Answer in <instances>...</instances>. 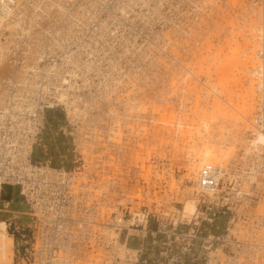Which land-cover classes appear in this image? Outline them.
Listing matches in <instances>:
<instances>
[{"label": "built area", "instance_id": "1", "mask_svg": "<svg viewBox=\"0 0 264 264\" xmlns=\"http://www.w3.org/2000/svg\"><path fill=\"white\" fill-rule=\"evenodd\" d=\"M117 1L127 0H58L38 16L31 5L14 16L23 19L11 25L17 33H0V43L9 44L0 47V193L17 187L30 218L22 233L8 223L17 242L12 264H264V207L256 204L264 201V160L259 164L254 157L253 168L244 169L251 178L227 181L214 166L203 165L196 175L198 205L191 222L184 220L183 209L157 200L151 187L170 178L172 164L199 160L202 94L218 96L223 90L215 93L207 69L218 67L213 83L233 84L231 74L230 80L219 77V60L208 61L206 49L225 44L227 37L238 40L244 56L255 61L243 72L263 67L264 0H138L114 9ZM102 3L94 17L93 8ZM25 21L31 24L24 26ZM100 26L122 62L113 67L102 56L98 64L89 63L99 70L85 71V81L69 70L84 69L93 58L90 45L82 47L81 41ZM120 35L135 48L123 50ZM41 47L47 54L36 61L30 51ZM72 53L77 61L65 62ZM12 69H20L18 77L11 76ZM99 80L104 91L95 87ZM256 89L255 123L264 112L259 80ZM62 90L68 99L60 96ZM183 106L191 109L188 118ZM57 109L65 115L61 129L72 137L70 168L34 157L47 116ZM174 117L184 124H173ZM241 180L250 183L249 190L235 193L230 185ZM219 208L229 215L224 232L202 235L201 222L214 220L203 217L204 211Z\"/></svg>", "mask_w": 264, "mask_h": 264}, {"label": "rangeland", "instance_id": "2", "mask_svg": "<svg viewBox=\"0 0 264 264\" xmlns=\"http://www.w3.org/2000/svg\"><path fill=\"white\" fill-rule=\"evenodd\" d=\"M239 32V30H235L234 33ZM227 35V34H225ZM223 40L224 39H220ZM231 38H226L225 44H223L222 41L218 42L216 44V47H208L206 50L207 54V60L213 61L216 59H219V52L221 49L224 50L225 53H227V56L231 55L232 53L234 56H236L240 61L235 62L233 66L229 67L226 66L224 72L231 74L233 76V84L231 86L225 87L222 86L219 88V81L217 83H213L212 78L217 77V74L212 75H206L205 77L209 80V84L212 85L211 87L213 89H216V94H218L217 89L223 90L220 92L218 96H214L212 94H204V97L202 98V104L204 106L200 107V112L202 113V117L200 118H206L209 122L208 125L204 124V119L201 120L202 122V131L201 134V141L203 142V148H201L199 151L198 147H194L193 150L197 151V157L199 160L190 162L188 164H172V171L170 178L160 181H156L155 183H152L151 187L156 188L153 194L155 198L158 200H165V202L170 203L171 209L179 208L183 209V200L186 198L187 191H190L192 194V197L195 199L197 196L195 195V189L196 183L191 176L193 174H190V169L192 166L193 168L200 167L201 164H203V161L205 159H209L212 156L205 153L204 147L209 145L213 149H215L218 154L222 152H227V158H223L222 161H216L213 164H224L228 167L238 166L240 167H246L253 168V158L258 157L257 151L251 152L248 156V160H246V153L247 149L251 146V143H259L261 141L259 136V131H256L254 128L256 126L255 124V115L258 110V93L256 89V80L250 72L247 70L245 73L242 71L243 68H246L249 63L253 64V61L250 62L248 58L245 55L244 49L245 47L240 44L238 40L231 41ZM226 44H228V47H225ZM236 47V48H234ZM236 49V51L234 50ZM238 52V53H237ZM230 53V54H229ZM243 53V55H242ZM246 57V58H245ZM244 60V61H242ZM241 62H243L242 69L240 67ZM225 65V62H223ZM255 64V63H254ZM239 70L241 72L239 73ZM224 72L222 73L224 76ZM225 73V74H226ZM219 77H221V75ZM255 80V81H254ZM253 82V83H252ZM253 85H252V84ZM253 87V88H252ZM249 88H252L254 91L253 98L252 94L247 96L248 105H251V109L247 112L239 111L237 112L234 108L229 106V101L232 100V104L234 106H242V101H238L237 98L240 99V97L243 94H247V91ZM202 91V90H201ZM231 91L234 94L231 96ZM235 91V92H234ZM204 92V91H203ZM241 94V95H240ZM200 98V97H199ZM218 100V101H217ZM223 100V102H222ZM198 99L196 100V103ZM217 101V104L221 106V109H216L218 106L215 105ZM219 102V103H218ZM222 102V103H221ZM219 106V107H220ZM216 107V108H215ZM218 107V108H219ZM203 110V111H202ZM200 113V115H201ZM65 122V115L61 110H51L48 114L47 121L45 124V128L43 133L41 134V141L35 148L34 151V157L37 159H51L52 163L54 165H60L64 166L65 168H70L73 166V162L71 160V143H72V137H70V134H65L63 130L61 129V126ZM43 144L46 145V148L43 147ZM264 149V148H263ZM191 150V149H190ZM204 150V151H203ZM206 154V155H205ZM264 156V154H262ZM241 158V160H240ZM204 159V160H203ZM248 162V163H247ZM205 163V162H204ZM180 170V173L177 172V169ZM183 169H186V173H183ZM232 170V169H231ZM239 170H236L234 172H238ZM190 174V176H189ZM172 177L174 178V181L172 180ZM237 178V177H235ZM171 181H173V184ZM237 185V186H236ZM248 185V187H247ZM250 183L248 181H240L239 184H236L235 181L231 183L230 189L234 190L236 193V190H242L241 191H248L249 190ZM173 187V189H171ZM247 187V188H246ZM158 190V191H157ZM160 190V191H159ZM184 196L182 197V195ZM157 196V197H156ZM238 200L234 199L233 202L236 203ZM230 203V202H229ZM256 203V202H255ZM258 204V209H261L264 207V201L256 203ZM5 205L6 208L4 207ZM225 209L219 208L204 211L203 217L208 218H214L213 221L210 222V220H203L200 225V229L205 233L212 232L214 234H221L224 232L227 222L229 219L228 213H223ZM213 212H215V215H213ZM184 216V220L186 222H191V219L193 218V214L190 218L186 217L184 213H182ZM7 220V227L8 223L11 222V230L17 227L16 229L19 230L20 233L23 232L22 228L26 227L27 224L30 221L29 215L27 214V206L20 195V192L17 187L13 186H7L4 188L0 193V220ZM189 219V220H188ZM192 223L189 225H183L182 228L184 230H187V228L191 227ZM10 234H12V231H9ZM19 233H15V238L19 237ZM14 247H17V242H14ZM15 251V250H14ZM16 253V251H15ZM14 253V254H15Z\"/></svg>", "mask_w": 264, "mask_h": 264}, {"label": "bare ground", "instance_id": "3", "mask_svg": "<svg viewBox=\"0 0 264 264\" xmlns=\"http://www.w3.org/2000/svg\"><path fill=\"white\" fill-rule=\"evenodd\" d=\"M11 1H12V3L10 2V0H0V29H1L0 30V33L4 29H5L4 32H7V29H8L11 34L17 33V29H14L13 26H11V25H16V24L19 25L22 22L23 19L19 20L18 18H14V16L17 13H20V10L19 9H22V11H23L26 7H30L31 5H34L35 6L34 15L38 16V14H40L41 12L48 11L50 7H52V6L56 5V4L59 5L58 0H34L35 2H31L30 0H11ZM127 1H128L129 4H131V2H137L138 0H127ZM127 1H124V2H127ZM124 2L123 1L122 2H118L117 1V3H114L113 4V8L114 9H117L119 7H124L125 6ZM39 4H42L43 5V7L40 8V11L37 10L38 7H39ZM142 4H144V3L142 2ZM102 5H103V3L100 4V5H97L96 8L95 7L93 8V12L92 13L95 12L94 13V17H96L98 15V8H102ZM61 9L64 10V8H61ZM122 14H123L124 17H127L128 11L122 9ZM60 16H62V15L59 14L58 18ZM6 17L11 18L10 21H7L6 22L5 21V18ZM118 20L122 24V29L123 28L125 29L126 27H125L122 19H120V17H118ZM153 21H154V18L151 20V23ZM4 23H5V25H4ZM26 24H29L30 25L31 22L30 21H25V23L23 25L25 26ZM3 25H4V27H2ZM104 28L105 27H103V26L94 28L91 32H89V34L87 36V39H86V42L83 43V40L81 41L82 44H83L82 47H87L88 45H90L88 47V49H89L88 51H89V53H93L94 56H93V58L89 59V61L84 62V64H85L84 69L80 68L79 65H76L75 67H73L72 69H70L69 71L72 72V75L73 76L78 77V76L83 75V77H84V79L86 81L89 78V76L87 74H83L85 71L88 72V71L91 70V71L97 72L99 70V66H94V65L93 66H90L89 63H91V64H98L99 61H103L104 60L102 58V56L104 58H106V60H111L113 62V64H112L113 67H115L117 61H118V63L122 62V57L120 56V53H119L118 49L116 47H113V45H114L113 42L114 41L112 40V38H108L103 33V29ZM149 36H150V34H148V37ZM76 37H77L78 40L81 39V38L78 37V35H76ZM205 37H207V35H205ZM117 38H121L122 43H123V45H122L123 46V50H126V49H128L129 47L132 46L131 44H129V42L127 40V36L120 35V37H117ZM101 40L107 41L108 45H106V46H99L97 43L100 42ZM7 44H8V42H6L4 40V41H2L0 43V47H2V49H5L9 45V44L8 45ZM59 45H60V43H59ZM41 48H42L41 51H39L38 49H35L34 51H32V50L30 51V55H32V57L34 59H36V61H39V59H41L42 57H44V55L47 54V51L44 50L43 47H41ZM131 48L134 49L135 47H131ZM234 48H236V47H234ZM236 49L235 50L233 49V50L236 51ZM224 50H226V49L223 48L219 52V56H220L219 59H218L219 60V70H220L219 75L222 74L224 72V70H226L225 69L226 66L231 67V66H233V64L235 62H237V61L239 62L240 61L238 59L239 57L237 58L236 56H234L233 52H231L232 53V57H231V55L230 56L229 55L227 56V53H225ZM221 56H223V57L221 58ZM70 60L71 61L73 60L74 62L77 61L73 57V53L70 54V57H69V54L66 55L65 62L70 61ZM36 61H34V62L32 61V62H29V63L36 64L37 63ZM242 61H244V60H242ZM223 62H225V65L223 64ZM254 63H255V61L253 60V64L252 65H254ZM3 65L4 64L0 63V71H1ZM242 66H244L243 65V62H241V64H240L241 69H242ZM215 68H216V70H215ZM215 68L214 69L208 68L207 69V75H212V74H217L218 75V67L215 66ZM51 71H52V69H50V68L47 69V72L50 73ZM240 72H241V70H239V73ZM19 73H20V69H12L11 76L18 77L19 76ZM98 73L95 74V76L98 77ZM225 73L226 72H224L225 77H227V79L230 80V78H228V75L229 74L228 73L225 74ZM28 74H29L28 65H26V67H25V75H28ZM250 74L252 75V77H254L255 80H259V83L261 81V83L263 84V90L262 91H263V96H264V65H263V67L260 68L259 71L258 70H253V71H251ZM222 76H223V74L221 75V77ZM219 86H220L219 88H221L222 86H225V87H228L229 88L231 85H230L229 82L226 83V82L219 81ZM95 87H96V89H98L100 91H104L105 90V83H103L101 80H99V81L96 82ZM252 88H249L248 91H247V94H243L240 97V99L237 98L238 101H240V100L242 101V103H243L242 106H240V107L238 105L237 106H234L232 104V100L229 101V106H231L232 108H234L237 112L243 111L245 113V112L249 111V109H251L252 107H251V105L250 106H246V105L249 104L248 103V100L249 99H247V96L249 95V91H250V95L252 93L254 94V91H253ZM200 92L203 93V91H200ZM232 92L233 91H231V96L234 95ZM59 94H60V96L62 98H67L68 99V95H69L68 92L62 90ZM253 94H252V98H253ZM194 95H196V93L193 92L190 96L192 97ZM197 95L198 96H201L199 94H197ZM202 95H204V94H202ZM248 97H250V96H248ZM56 101L58 103H63V101L61 100L60 97H58ZM66 101L67 100H65L64 103H66ZM217 101L215 103L216 106H218ZM194 102H195L194 99H191L190 100V103L191 104H194ZM222 102H223V100H222ZM246 103H248V104H246ZM51 105H54V104L51 103ZM219 106H220V104H219ZM221 106L219 108L218 107L217 108L215 107V108L220 110L221 109ZM186 110L188 112V114H187L186 117L188 118L190 116L189 113H190V110L191 109L188 108V106H183V112L186 111ZM261 112H262V110L260 109L259 113H261ZM201 120L204 121V124L203 125H208L209 124V122H208V120L206 118H201ZM176 121H178V120H176V117H174L173 120H172V123L173 124H176V123L178 125H183L184 124L183 122H181L179 124ZM142 124L145 125L146 124V121H143ZM255 124H256V126H255L254 129L256 131H259L260 132L259 133V136H260L261 141L259 143H256V144L255 143H251V146L247 149V153H246V156L245 157H246V160H248L249 159L248 158L249 154L251 152H256L257 151V156L261 160L259 162V164H260L264 160V156L262 155L263 154L262 152H264V149H263L264 148V112L258 115V117H257V123H255ZM177 139H178V137H177ZM204 150H205V153H207V154L209 153L208 155H211L212 157L209 158V159H205V160L203 159L204 160L203 161V164H201L200 167L193 168L194 166H192L191 168H189L190 169V174H193V176H191L190 178L193 177V179H194V181L196 183V187H197V178H196L197 171L203 165H212V166H214L215 169H216V172L218 173V177H219V175H221L225 181L230 180L231 177H240L241 179H246L248 177H250V178L252 177L251 176V175H253L252 172H250V171L249 172H244V169L247 170L248 168H245L244 167L241 170H239L238 172H234L227 165H224V164H213L216 161H222L223 158H227L228 157L227 156V152H222L219 155L218 152L215 149H213L211 146H209V145L205 146L204 147ZM197 157H199V156H197ZM256 166L258 167V164ZM190 174H189V176H190ZM172 180L174 181V178L173 177H172ZM173 181H171L172 183H170V184H173ZM247 187H248V185H247ZM171 189H173V187ZM241 190H242V188H241ZM191 194L192 193L190 191H187L186 198H184V200L182 201L183 204H184V206H183V213L188 218H190L192 216V214H194L196 212L197 205H198V199L197 198L195 199L194 197H192ZM207 194L213 195V194H211V192H207ZM154 195H157V194H154ZM183 196H184V194L182 195V197ZM14 253H15V251H14V238L10 234V232L8 231L7 222L5 220L1 219L0 220V263L12 264V262L14 261V255H15Z\"/></svg>", "mask_w": 264, "mask_h": 264}]
</instances>
